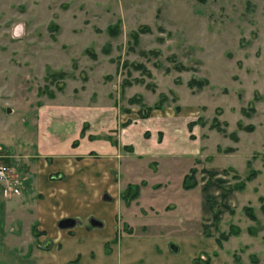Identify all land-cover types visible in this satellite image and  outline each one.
I'll use <instances>...</instances> for the list:
<instances>
[{
    "label": "rangeland",
    "instance_id": "374dc122",
    "mask_svg": "<svg viewBox=\"0 0 264 264\" xmlns=\"http://www.w3.org/2000/svg\"><path fill=\"white\" fill-rule=\"evenodd\" d=\"M67 111L72 147L120 152L123 232L168 234L174 264H264V0H0V136Z\"/></svg>",
    "mask_w": 264,
    "mask_h": 264
},
{
    "label": "crops",
    "instance_id": "0c3cea01",
    "mask_svg": "<svg viewBox=\"0 0 264 264\" xmlns=\"http://www.w3.org/2000/svg\"><path fill=\"white\" fill-rule=\"evenodd\" d=\"M69 114L37 119L20 149L0 136V146L20 154L17 169L24 176L17 193L5 194L0 185V264H174L171 258L179 247L168 234L155 238L149 231L120 229V218L133 220L120 197L125 185L120 152L108 141L84 137L72 147L79 120L73 130ZM97 115L89 126L95 132L108 127L100 118L104 113ZM120 131L123 142L134 144V127ZM137 144L133 152L144 153V143ZM66 216L75 223L58 227L57 220ZM89 217L100 225H89Z\"/></svg>",
    "mask_w": 264,
    "mask_h": 264
},
{
    "label": "built area",
    "instance_id": "2783aa9c",
    "mask_svg": "<svg viewBox=\"0 0 264 264\" xmlns=\"http://www.w3.org/2000/svg\"><path fill=\"white\" fill-rule=\"evenodd\" d=\"M8 154H0V185L3 193H17L21 179L13 172L12 167L2 157H7Z\"/></svg>",
    "mask_w": 264,
    "mask_h": 264
},
{
    "label": "trees",
    "instance_id": "16d2710c",
    "mask_svg": "<svg viewBox=\"0 0 264 264\" xmlns=\"http://www.w3.org/2000/svg\"><path fill=\"white\" fill-rule=\"evenodd\" d=\"M192 82H195V81H192ZM196 83H197V82H196ZM198 84H199V83H198ZM163 100H164V96H160L159 99H158L157 101H155L152 105L143 107V108H145V109H144V111L141 112L139 115H140L141 117H145V116H147L149 110H150L151 108H159V107L162 105V101H163ZM191 124H192V121L187 122L188 129L190 128ZM82 130H83V127L81 128V130H80V132H79L80 134L82 133ZM73 143H74V142H73ZM73 143H72V144H73ZM124 147L128 148V147H130V146H126V145H124ZM187 178L192 179V183L194 182V181H193V177L191 176V174L187 175ZM128 190H129V189H127V191H128ZM128 192H129V194H132V195H134V194L136 193V192H135V188L133 189V191L130 192V190H129ZM221 236L223 237V236H226V235H225V234H222ZM75 262H76V261H73V264H74Z\"/></svg>",
    "mask_w": 264,
    "mask_h": 264
},
{
    "label": "water",
    "instance_id": "95a60500",
    "mask_svg": "<svg viewBox=\"0 0 264 264\" xmlns=\"http://www.w3.org/2000/svg\"><path fill=\"white\" fill-rule=\"evenodd\" d=\"M6 110H9L8 108ZM75 223V219L73 217H61L57 220L56 225L60 228H65V227H71ZM88 223L92 226L94 225H100V221L94 217H89L88 218ZM171 249H175V245L173 243L169 244Z\"/></svg>",
    "mask_w": 264,
    "mask_h": 264
},
{
    "label": "clouds",
    "instance_id": "9594fccd",
    "mask_svg": "<svg viewBox=\"0 0 264 264\" xmlns=\"http://www.w3.org/2000/svg\"><path fill=\"white\" fill-rule=\"evenodd\" d=\"M13 35H14V36L19 35V31H14V32H13Z\"/></svg>",
    "mask_w": 264,
    "mask_h": 264
}]
</instances>
